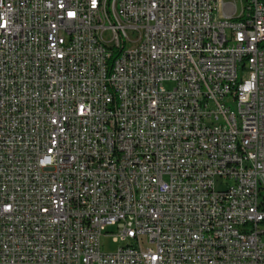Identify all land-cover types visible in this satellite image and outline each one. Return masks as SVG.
<instances>
[{"label":"built area","instance_id":"2783aa9c","mask_svg":"<svg viewBox=\"0 0 264 264\" xmlns=\"http://www.w3.org/2000/svg\"><path fill=\"white\" fill-rule=\"evenodd\" d=\"M233 2L0 0V264H264V0Z\"/></svg>","mask_w":264,"mask_h":264},{"label":"bare ground","instance_id":"6f19581e","mask_svg":"<svg viewBox=\"0 0 264 264\" xmlns=\"http://www.w3.org/2000/svg\"><path fill=\"white\" fill-rule=\"evenodd\" d=\"M122 0H113V3H121ZM107 0H98V9H106ZM234 10L233 0H225V7H222V14H230Z\"/></svg>","mask_w":264,"mask_h":264},{"label":"rangeland","instance_id":"374dc122","mask_svg":"<svg viewBox=\"0 0 264 264\" xmlns=\"http://www.w3.org/2000/svg\"><path fill=\"white\" fill-rule=\"evenodd\" d=\"M167 87H169V85H167ZM107 230L110 231L111 228L108 227ZM101 243H102V246H103V250L106 251V252H113L118 246V243H116V242H114L112 240V236L111 235L103 236L101 238Z\"/></svg>","mask_w":264,"mask_h":264}]
</instances>
